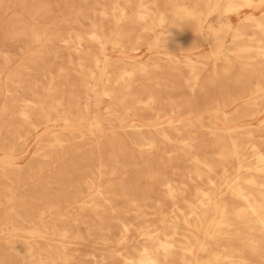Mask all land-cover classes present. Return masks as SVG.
I'll return each instance as SVG.
<instances>
[{"label":"bare ground","instance_id":"bare-ground-1","mask_svg":"<svg viewBox=\"0 0 264 264\" xmlns=\"http://www.w3.org/2000/svg\"><path fill=\"white\" fill-rule=\"evenodd\" d=\"M0 264H264V0H0Z\"/></svg>","mask_w":264,"mask_h":264}]
</instances>
